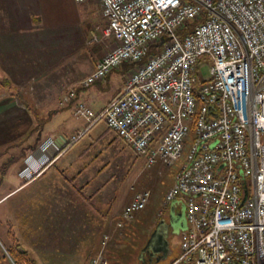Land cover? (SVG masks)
Returning a JSON list of instances; mask_svg holds the SVG:
<instances>
[{"label":"built area","instance_id":"built-area-1","mask_svg":"<svg viewBox=\"0 0 264 264\" xmlns=\"http://www.w3.org/2000/svg\"><path fill=\"white\" fill-rule=\"evenodd\" d=\"M98 1L112 43L79 85L124 62L133 68L100 111L78 101L73 113L88 125L104 121L146 167H177L163 200L184 207L186 228L167 264H264V0ZM150 196L135 192L116 226ZM110 238L102 235L87 264H108Z\"/></svg>","mask_w":264,"mask_h":264},{"label":"crops","instance_id":"crops-1","mask_svg":"<svg viewBox=\"0 0 264 264\" xmlns=\"http://www.w3.org/2000/svg\"><path fill=\"white\" fill-rule=\"evenodd\" d=\"M106 25L98 0H0V113L13 119L19 115L21 121L18 133L13 125L7 139H0V205L24 190L0 218V237L10 242L11 233L39 264H87L96 254L101 239L97 230L113 216L115 193L109 181L93 188L91 183L109 177L106 157L112 145L119 155L130 151L136 156L130 161L134 173L145 164L104 121L88 125L73 115L78 101L100 111L121 93L133 68L124 62L94 82L101 89L111 87L106 97L99 96L98 88L92 91L91 84L79 85L103 54L91 35ZM69 89L75 90V98L61 103ZM51 112L54 123L47 116ZM49 138L52 143L42 153L38 147ZM93 144L102 149L91 153ZM54 154L53 162L43 167L49 160H42ZM25 168L36 175L23 180L19 172ZM124 198L122 190L115 203ZM179 206L167 207L168 217L170 208L178 212ZM96 218L98 228L91 235V219Z\"/></svg>","mask_w":264,"mask_h":264},{"label":"rangeland","instance_id":"rangeland-1","mask_svg":"<svg viewBox=\"0 0 264 264\" xmlns=\"http://www.w3.org/2000/svg\"><path fill=\"white\" fill-rule=\"evenodd\" d=\"M91 39H94V41L96 40L95 42H92L93 40L91 41L93 44L100 43V45L103 47L102 53H104L111 47V42L103 37L102 30L100 32L98 30L94 31V33L91 35ZM201 71L203 76L207 78L208 67H202ZM112 78L115 79V76H113ZM111 82L113 83V79H111ZM100 86L101 85L99 83H92L91 89L92 91H94L96 88L100 89L99 96L106 97L110 92L111 87L109 89V87L104 85L101 89ZM21 99L18 97L16 98V100L18 101ZM94 108H98V105H94ZM36 115L37 114H31L29 116L36 118L38 116ZM11 116L12 115H8V113H5V115L0 113V139L3 141H5L11 134V132H13V125H15L14 131L17 133V129L20 127L21 121L19 120V115H13L15 119H13V117ZM47 116L48 119H53L52 123L56 121L55 113H48ZM102 123L103 121L99 120L97 126H101ZM94 147H96L94 146V144L91 145V153L102 149V147L99 146L96 148ZM111 150L112 151H110L111 153L109 154L110 156L106 157L109 164L106 167V171L110 173L109 177L106 176L97 178L95 184L91 183V187L93 188L95 186H99L100 183L104 184L109 181L110 184H108V186L115 193L112 207H114V209L115 207H118L117 205H119V207L116 208V210L113 209V216L108 221L107 225L103 226L102 228L96 227V224L99 223V218H96V222L91 219V235L93 234L95 228H98L97 231H100L99 233L101 234L99 235L101 236L104 233H109L111 235L110 241L105 248V256L108 259V264H148L147 255L141 254V250L145 246L147 240L151 236V233L154 231L157 224L161 220L168 222V209L163 199L167 189L170 187L174 180V173L176 172L177 167H166L161 164L152 167H146L145 164H143L141 165L140 169L134 173L130 161H134V159H136V156L130 151H122L123 154L119 155V153L116 151L117 148L114 145H112ZM56 154L52 155L51 158L47 156V161H49L46 162L45 165L43 164V167H46L49 163L53 162ZM25 169H22L19 172V176H21L23 180H28L34 177L37 173H32L30 177H22L21 174ZM79 180L84 181L82 179ZM84 186L85 183L81 182L80 187ZM144 189H148L151 192L150 200L145 208L135 213L131 221L123 223L120 227L116 226V222L120 217L122 208L130 201L135 192ZM122 190L124 192L125 198L122 199V202L115 203L117 195H119ZM23 194L24 190L20 191L17 196L8 198L0 205V218H3L6 214L7 207H11L16 199L22 197ZM179 207L180 209L182 208V206ZM117 212H119V217L115 218L114 215ZM180 230L181 228H179L177 232L173 231L172 229L168 231L167 240L169 243V253L167 257L158 264H167L172 258L177 255V253H179L181 244ZM0 235H3L2 228H0ZM101 236L99 237L101 238ZM9 238V240L11 241V239L15 237H12L10 233ZM0 240L4 245L8 244V242L3 241L1 237ZM16 240L18 241V239ZM34 258L36 259V257ZM37 263L39 264L38 261Z\"/></svg>","mask_w":264,"mask_h":264},{"label":"water","instance_id":"water-1","mask_svg":"<svg viewBox=\"0 0 264 264\" xmlns=\"http://www.w3.org/2000/svg\"><path fill=\"white\" fill-rule=\"evenodd\" d=\"M170 209L168 222L161 220L157 224L145 246L141 250V254L145 251H150L152 255L160 254V257L165 259L169 253V243L167 240L168 231L172 229L177 232L179 228H181V230L186 228L184 207L182 206L178 212H176L173 207Z\"/></svg>","mask_w":264,"mask_h":264},{"label":"trees","instance_id":"trees-1","mask_svg":"<svg viewBox=\"0 0 264 264\" xmlns=\"http://www.w3.org/2000/svg\"><path fill=\"white\" fill-rule=\"evenodd\" d=\"M195 22H188L180 34L188 32ZM38 264L36 259L25 249H22L16 238L4 245L0 240V264Z\"/></svg>","mask_w":264,"mask_h":264},{"label":"flooded vegetation","instance_id":"flooded-vegetation-1","mask_svg":"<svg viewBox=\"0 0 264 264\" xmlns=\"http://www.w3.org/2000/svg\"><path fill=\"white\" fill-rule=\"evenodd\" d=\"M143 254L147 255L148 264H158L164 260L160 254L152 255L150 251H145Z\"/></svg>","mask_w":264,"mask_h":264}]
</instances>
